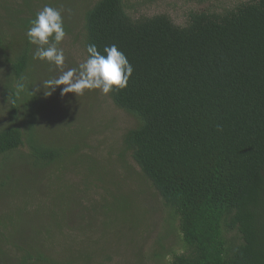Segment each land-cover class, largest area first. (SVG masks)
Segmentation results:
<instances>
[{"label": "trees", "instance_id": "obj_1", "mask_svg": "<svg viewBox=\"0 0 264 264\" xmlns=\"http://www.w3.org/2000/svg\"><path fill=\"white\" fill-rule=\"evenodd\" d=\"M157 1L0 0V162L63 177L38 194L2 180L0 264H264V0H185L183 25L148 13ZM45 5L66 32L65 62L45 80L78 68L87 45L115 44L133 68L126 88L18 90L35 66L26 30ZM47 107L59 122L79 109L68 128L86 139L68 158L113 147L131 197L62 164L64 141L38 127ZM108 223L129 224V237L113 232L96 250Z\"/></svg>", "mask_w": 264, "mask_h": 264}, {"label": "rangeland", "instance_id": "obj_2", "mask_svg": "<svg viewBox=\"0 0 264 264\" xmlns=\"http://www.w3.org/2000/svg\"><path fill=\"white\" fill-rule=\"evenodd\" d=\"M220 1H224V0H220ZM194 5L191 4H187L185 2V0H158L154 6H152L148 13H166L171 19L172 21L176 24V25H183L184 21H185V15L186 13L189 11V9L192 7L193 8ZM197 7V6H196ZM194 7V8H196ZM203 8H206V5L202 6ZM200 7H198L199 9ZM34 68L30 74L29 83H26L24 85V87L29 88L32 86V90H36L40 93H44L48 88L43 86V82L46 81L45 78L47 77V75L49 74L50 70L56 68L57 66L55 65H51L49 63L46 64V61H40V60H35V64H34ZM49 97L51 96L50 93H46ZM39 97V96H38ZM46 97V96H45ZM40 101V97L38 98V102ZM0 107H3V105H0ZM47 111L41 112L40 113V120L38 117V124L41 123V125H44L43 127L38 126L40 131L42 132V134L45 133H50L52 135H56L59 139H61L62 141H64L65 143V147H61L58 146L56 148H61L62 150H64V154L65 159L62 162V164H68L71 167H78L80 165V171L85 169V173L92 177V176H96V177H101L104 180V183H108L109 186H111V190L112 192H117V194H120L121 196H125V197H131V192L133 193L134 190L136 189V184L135 182H133V180L130 179L131 177V173L129 170L126 169H121L120 167H118L115 162L113 161L112 155L108 152V151H112V149L114 150V148H110L109 150H105V149H97L95 153H93L95 156L93 155H86L88 157H85L82 155V158L76 160V159H69L68 156L72 153H70L69 155L68 153V148H72L75 147V145L81 146L84 143V140L86 139V137H82L81 134V130H77L75 132L69 131L68 125L71 124V121L75 120L73 115L77 112L79 109L77 108H72L71 111L73 112L72 114L69 115L70 119V123L63 119L61 122H59V117L60 114L57 113V111H55L53 109V107H47L46 108ZM4 113L2 111H0V117L3 115ZM114 115H116L117 117H119L118 113H114ZM64 123V124H63ZM120 123L122 125L127 124V121L125 119H120ZM61 125H63L61 127ZM110 129V128H109ZM108 134H110L112 137L114 136V133L112 131H106ZM22 152H24V150L22 149ZM52 169V168H51ZM54 170H50V172L48 173H43L42 171H29L28 169H26L25 165H23L22 163H14L11 161H4L3 164H1L0 162V183H2V180H8L9 177L12 176V179H15L13 181H7L8 183H16L15 185H13L12 188H10V191H12L14 189V186L17 188V191H19V193L22 191V188H27L29 189L27 186H25L24 184L30 185L31 187V191L34 194H38L40 191H44L47 188H40V184L41 183H49V186H52L50 183H62L63 181V177H58L55 173ZM31 172V173H29ZM9 176V177H8ZM55 177H58L60 179V181L56 180ZM65 179V183H77V177L75 178H64ZM113 184V185H112ZM115 184H117V189H115ZM24 186V187H23ZM72 192H65V200L64 203H68L69 202V198L71 197ZM37 196V195H35ZM28 223H26L24 220L22 221V225H21V219L18 222V226L16 227V229L24 228ZM129 229L130 226L129 224H125V226L119 225V224H111L108 223V225L106 224L105 227L103 229H99V232L101 231H105L106 235L103 237H100L101 241L104 242V240L107 243V246H101L99 244H95L94 245V249L99 250L101 249H105L107 250L106 247H108L111 245V243H115L117 242V240H114L112 238V233L114 232H121L122 237H121V241L118 240L120 243L123 244V241L129 237ZM158 231H156L157 233ZM156 233L153 235V239H151V241L154 240ZM169 238V237H168ZM127 240V239H126ZM100 241V240H99ZM151 243V242H150ZM104 245V244H103Z\"/></svg>", "mask_w": 264, "mask_h": 264}, {"label": "clouds", "instance_id": "obj_3", "mask_svg": "<svg viewBox=\"0 0 264 264\" xmlns=\"http://www.w3.org/2000/svg\"><path fill=\"white\" fill-rule=\"evenodd\" d=\"M29 23L26 36L29 44L36 46L32 55L33 60L46 61L62 67L65 55L58 45L64 40L66 32L61 10L45 5ZM86 51L88 56L78 68L68 69L58 77L44 81V88L54 91L57 87L63 86L61 96L68 93L77 96L83 95L85 90L98 89L107 95L114 89L127 87L133 68L115 44L105 46L104 54L98 51L94 43L87 45ZM17 88L23 91L24 84H17Z\"/></svg>", "mask_w": 264, "mask_h": 264}]
</instances>
